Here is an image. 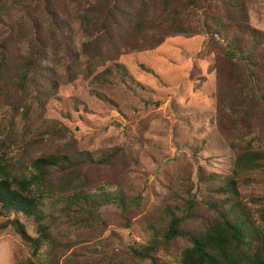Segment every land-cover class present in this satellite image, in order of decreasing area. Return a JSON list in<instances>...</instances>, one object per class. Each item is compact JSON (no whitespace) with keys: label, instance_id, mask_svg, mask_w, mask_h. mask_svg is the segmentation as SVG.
Returning <instances> with one entry per match:
<instances>
[{"label":"trees","instance_id":"16d2710c","mask_svg":"<svg viewBox=\"0 0 264 264\" xmlns=\"http://www.w3.org/2000/svg\"><path fill=\"white\" fill-rule=\"evenodd\" d=\"M66 1L62 13L70 15L69 21L45 1L50 23L42 39L35 20L36 0H0L6 4L0 7V21L5 19L10 29L8 37L0 39V96L11 99V111L23 105L28 89L34 99L33 106H22L19 129L0 121V217L13 216L20 235L32 242V257L17 264L61 263L68 248L51 232L56 211L72 213L81 217L82 224L96 227L103 224L101 208L113 205L121 226L130 228L146 206L123 180L115 181L105 173V167L126 162L121 148L82 152L72 142H62L59 128L43 132L40 125L38 133H33L28 127L33 107L41 117L57 90L58 62L74 55L78 67L85 65V76L96 66L108 65L90 84H108L109 77L127 84L120 57L155 49L167 36L201 31L220 38L210 46L218 91L223 93L216 102V122L233 152L232 174L218 178L199 171L195 183L191 173L182 172L147 220L144 243L86 264H264V210L257 225L238 191L241 178L264 172V33L248 24L242 10L239 18L226 24L221 14L210 11L208 0H144L129 9L124 8L126 0ZM221 1L228 13L229 1L235 0ZM54 38L60 42L51 45ZM45 78L46 85L41 87L39 81ZM5 80L16 84L22 94L3 86ZM92 93L103 97L96 90ZM73 104L82 105L78 100ZM35 148L42 151L32 157ZM17 217L33 224L34 238ZM44 244L48 249L40 255ZM159 254L172 261L160 263Z\"/></svg>","mask_w":264,"mask_h":264},{"label":"rangeland","instance_id":"374dc122","mask_svg":"<svg viewBox=\"0 0 264 264\" xmlns=\"http://www.w3.org/2000/svg\"><path fill=\"white\" fill-rule=\"evenodd\" d=\"M7 1L17 3L19 0ZM45 1L54 4L60 18L70 20V15L62 13L66 0H36L35 20L42 39L50 23ZM142 2L144 0H126L124 8L129 9L132 4L136 8ZM229 2L228 13L221 0H208V5L210 11L222 15L226 24L239 18V10H242L248 24L264 33V0ZM5 5L0 3V7ZM3 22L0 21V39L8 37L10 31L5 19ZM211 37L205 31L194 35H171L164 37L155 49L120 57L118 62L128 73L127 84L109 77V85H91L94 76L108 65L96 66L85 76L82 74L86 73L83 71L85 65L78 67L74 55L64 56L58 62L57 90L41 117L33 107L28 127L33 133H38L40 125L43 132L59 128L62 142H72L82 152L121 148L127 155L126 162L105 167V173L112 175L115 181L123 180L134 195L141 196L146 202L144 212L134 219L130 228L121 226L118 209L113 205L101 208L103 224L96 227L82 224L81 217H74L72 213L56 211L51 220V232L68 248L60 264H86L134 243H144L147 220L157 211L182 172L191 173L195 183L199 171L218 178L232 174L233 152L223 140L216 122V102L223 93L218 91L213 68L215 57L210 46L220 38ZM59 42L54 38L51 45ZM8 67L11 66L8 64ZM47 79H40L39 85L45 86ZM3 86H8L19 96L22 94L16 84L9 85L7 80ZM93 90L103 97L93 95ZM73 100L82 105L76 108ZM10 101V98L0 96V121L13 123L10 128L15 130L23 123L22 106L25 103L33 106L34 99L30 89L25 91L23 105L18 111H11ZM41 151L35 148L31 156L36 157ZM60 177L56 176L55 180L59 181ZM238 182L239 194L250 210L252 220L260 225V211L264 210V172L252 173ZM14 219L13 216L0 217V264H17L32 257V242L20 235ZM17 219L26 234L34 238L33 224L22 217ZM47 249L44 244L39 254H44ZM156 259L160 263L172 261L163 254L157 255Z\"/></svg>","mask_w":264,"mask_h":264}]
</instances>
